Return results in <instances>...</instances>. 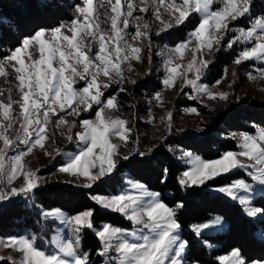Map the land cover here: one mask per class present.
I'll return each instance as SVG.
<instances>
[{"label": "snow or ice", "instance_id": "obj_1", "mask_svg": "<svg viewBox=\"0 0 264 264\" xmlns=\"http://www.w3.org/2000/svg\"><path fill=\"white\" fill-rule=\"evenodd\" d=\"M106 2L115 14L108 17L110 31L101 29L99 14L94 16L98 7L105 6V0H99L98 4L96 0H82L83 6L76 7L70 22L61 23L55 28L35 30L0 60V76L7 75L5 64L11 65L21 94L19 100L12 101L9 94L8 103L0 101V184L5 180L7 185H11L17 178L23 180L19 188L11 187L7 191L0 189V201L22 195L27 197L39 187L36 172L27 167L24 158L37 147L45 148L43 141L47 138L46 128L49 123H55L57 126L68 125V131L71 132L75 124L69 125L66 119L60 117V113L67 112L68 115L79 116L78 108L81 106L85 111H95V119L81 121L84 131L76 135L84 147L77 153H63L67 159L59 171L86 178L88 183L84 187L87 188H92L98 181L110 177L116 171L120 145L113 143L111 137H118L126 144L131 128L128 127V121L105 116L106 109H118L119 105L115 97H104L102 89L110 87L111 84L101 81L100 77H107L109 80L119 77V80L114 82L120 83L125 78L122 65L127 62L130 69L131 61L143 62L145 57L141 55L144 51L142 47L129 44L125 39L127 33L124 30L129 27L128 18L132 17L133 11L136 10L134 2L126 4V13L123 11L121 0ZM141 2L147 5L148 0ZM214 5L216 7H213ZM254 7V0H156L154 15L162 25L157 35L160 31L178 27L186 21L190 22L193 14L200 17L188 38L171 49L166 63L168 75L163 83L168 87H176V80L181 78L180 90L188 87L198 93H206L210 99L219 97L227 100L228 93L210 91L206 85L199 83L211 63L203 56L212 52L214 45H221V42L225 41L227 34L233 30L232 22L247 17L252 19L251 26L240 28L238 35L226 41V47L232 48L236 43L251 45L239 53L235 61L237 64L254 59L264 60V14L256 16L252 11ZM148 10L147 6L139 8L141 12ZM161 10L170 17L169 20L163 19ZM151 36V26L145 22L137 25L132 39L147 40L150 47ZM89 38L98 45V51L92 55L89 54ZM30 49L38 51V58H34ZM215 50L219 51L220 48ZM186 52L191 56L187 64L175 63L176 59H182ZM188 73H191L192 77H189ZM261 75L264 76V72ZM250 79L255 77L250 76ZM79 81L84 83L81 87H76ZM131 83L134 84L135 81ZM155 98L160 100L159 95ZM14 104L19 108L23 121L20 124L21 133L15 139L6 134L8 129L13 127V122L18 120L12 115ZM74 104L76 107H73ZM93 105L99 107L93 109ZM186 111L199 114L195 108ZM171 119L172 113L169 112V122ZM4 121L8 123L5 124ZM30 128L33 131H29ZM67 139L71 141L73 137L68 135ZM20 144L24 145V150L9 156L8 153ZM239 147L241 151L226 152L215 160H203L193 157L190 152L185 153L187 162L193 167L191 171L183 173L180 183L185 186L205 185L222 174L251 168L254 171H249L248 176L264 187V128L257 134H243ZM240 157H245L252 163L245 164ZM122 159L128 160L129 156L124 155ZM127 183L128 189L121 194L94 196L92 199L105 209L123 214L135 225H139V228L129 231L104 225L97 230L93 223L94 210L88 209L73 217L64 218L63 222L71 227L73 239L54 238L51 251L41 248L34 236L9 237L4 246L20 252L19 264H90L89 254L81 250V234L85 229H90L101 241L98 254L109 257L113 264H185L184 254L188 242L181 238V224L177 216V210L184 206L183 203L170 207L161 201L160 193L150 191L143 183L132 180ZM218 191L247 207L251 204V193L255 189L252 184L240 180L222 186ZM238 191L245 194L238 195ZM258 214L264 215V211L247 207L248 216L256 217ZM44 215L63 216L59 209ZM221 223V218L216 217L210 223L195 226L193 231L199 234L204 229H211ZM111 253L116 255L111 256ZM221 260L223 264H249L239 249H234L230 256L222 257ZM251 264H264V261H252Z\"/></svg>", "mask_w": 264, "mask_h": 264}, {"label": "rangeland", "instance_id": "obj_2", "mask_svg": "<svg viewBox=\"0 0 264 264\" xmlns=\"http://www.w3.org/2000/svg\"><path fill=\"white\" fill-rule=\"evenodd\" d=\"M115 0H113V3ZM123 7V11L126 13L127 3L134 2L136 6V10L133 11L132 17H129V27L125 29V33H127L125 39L127 43L142 47L144 49L142 56L145 57L143 62L131 61V66L129 69V65L125 62L122 65L124 79L120 81V83L114 82L115 80H119V77H115L113 80H109L107 77L101 76L100 79L103 82L110 83L111 86L105 89H102L104 92V97H115L116 102L119 105L118 109H106L105 116L108 118H120L125 121H128V127L131 128V133L129 135V139L125 144L118 137H111L112 142L120 145V155L116 158L118 163L130 161L132 159L138 157H149L154 153V151L158 147L167 146L168 149L174 154L176 159L181 162L185 166L186 171L192 170V164L188 161V157L185 153H192L193 157H200L203 160L205 159L203 156L198 154L193 150H189L180 146L179 144H168L170 139L178 138L181 139L187 135L191 136H199L200 132L204 129V126L209 124L215 117L219 115H226L236 104L239 105H250L252 102H264V76L261 75L264 72V60L254 59L244 61L240 64L235 63L236 59L239 56V53L247 47H250L249 44L244 43H236L232 48L226 47V41L232 39L235 35L239 34L240 28H248L251 26L252 19L251 18H241L238 21L232 22V31H230L225 37V41L221 42V45H214L213 51L206 53L203 58L205 60H210L208 68L205 70V75L202 76L201 81L199 83L206 85L210 91L213 92H226L228 93V99L223 100L217 97L216 99H210L206 93H198L195 90L184 87L183 90H180L181 87V78L176 80V87H168L163 81L168 75L166 69V63L169 55L171 54V49H173L178 43L182 40H186L188 38V34L194 29V27L198 24L200 17L198 14H193L190 17V22L186 21L183 25L178 27H174L172 29H168L167 31H160L157 35L156 33L162 27L160 21L155 18V3L156 0H148L147 5L143 4L141 0H121ZM96 3H99V0H96ZM255 7L252 9L253 13L256 16L264 14V0H254ZM83 6L82 0L79 4H76L71 10V17L62 21L61 23H68L72 20L75 15V9L77 6ZM148 7L147 12L139 11L141 7ZM213 7H216L214 5ZM163 19L169 20L170 17L161 10ZM107 13V15H104ZM99 14V24L101 29L105 31H110L111 25L108 17L111 15H115L111 12L110 6L107 5L105 0L104 7H98L97 13H94V16ZM139 18V19H137ZM149 23L152 29L151 36V46H148L147 40H134L132 39V35L137 30V25H142L143 23ZM60 23V24H61ZM59 24V25H60ZM57 27V26H55ZM52 27V28H55ZM176 37H179L176 39ZM89 43L91 44V52L90 55L95 54L98 51V45L95 42L91 41L89 38ZM195 44V41H193ZM192 45H190L191 47ZM219 47L220 50L216 51L215 49ZM33 51L34 58H38V51L30 49ZM222 59L223 63H227L223 67V75L220 79H218L214 83H210L209 73L211 71V64L217 61V59ZM1 58L0 60H2ZM191 59V56L186 52L185 56L180 59L177 58L175 63L186 65L187 62ZM229 60V62H227ZM5 69L7 71V75L0 76V101L4 103L9 102V94L11 95V100L16 101L20 99V92L18 91L17 85L18 81L16 80V74L12 71L11 65L5 64ZM189 77H192L191 73L187 74ZM250 76L255 77V79H250ZM135 81V83H131V81ZM219 81V83H218ZM83 81H79L76 84V87H81L83 85ZM125 89L124 91H120V89ZM159 95L160 100H157L155 97ZM192 96H197V99H192ZM73 107H76L74 104ZM99 106L93 105V109L98 108ZM195 108L199 114L190 113L186 111L187 109ZM71 111V109H68ZM79 116L76 115H68L67 112H61L60 117L66 119L69 122V125L75 124V127L72 128V131H68V125L57 126L55 123H49L46 128L47 138L43 141L45 148L40 149L37 147L33 150V152L27 155L24 158V163L27 167L36 172L38 177L39 187L44 186L46 184L63 182L68 183L74 186H82L88 183V180L80 175L73 176L69 173L61 172L59 169L65 165L67 157L63 155V153H77L80 148L84 147L82 142L79 141L78 136L76 135L80 131H84L81 121L83 120H94L95 119V111L89 110L85 111L83 106L78 108ZM172 113L171 122L168 120V113ZM12 115L18 118L17 121L13 122V127L8 129L7 135L10 138L15 139L18 134L21 133L20 124L23 122L22 117H20V110L14 104ZM2 119V117H0ZM56 119V118H53ZM7 124V121H4ZM169 123H171V129H169ZM35 125L33 126V128ZM264 127H256L254 131H229L224 134V137H229L234 139L236 143V149L225 151H233L239 152L242 149L239 147L240 140L243 134H257L259 130ZM29 131H33L32 128ZM43 135V134H42ZM71 135L73 139L69 141L67 136ZM0 146H2V141H0ZM24 150V145L20 144L18 148L13 149L8 153L9 156L16 155L19 151ZM138 150V151H137ZM99 151V149H97ZM58 152L60 154H58ZM140 153H144V155H140ZM223 153V154H224ZM222 154V155H223ZM124 155H128L129 159L124 160L122 157ZM221 155V156H222ZM221 156L215 158L218 159ZM210 159V160H215ZM245 164H251L252 161L247 160L245 157H240ZM249 171H254V169L246 168V169H236L229 173L222 174V177L229 176V179L224 180L223 182L217 185H211L208 189L215 194H220L229 198L231 201L239 204L238 200H234L227 196L224 193L218 191V189L222 186H228L240 180H244L247 183L253 185L255 191L251 193V204L247 207L259 208L255 205V200L258 196L264 194V187L256 184L255 181L248 176ZM183 172V173H184ZM114 173V172H113ZM110 175V177L113 175ZM179 177V183L183 176ZM219 176V177H221ZM109 177H105L107 179ZM218 178V177H216ZM215 178V179H216ZM128 180L141 182L129 177L125 178V185L121 187L118 192L110 194V195H95V196H111L121 194L123 191L128 189ZM23 180L21 178H17L13 181L11 185H7L6 180L3 184H0V189L7 191L11 187H21ZM143 183V182H141ZM146 185L145 183H143ZM183 189H186L192 185H182ZM147 186V185H146ZM38 187V188H39ZM147 188L150 191L160 193V199L163 203L167 204V202L163 199L162 193L157 190H152L148 186ZM37 189V188H36ZM34 192V191H33ZM29 193L27 197L20 196L15 197L7 201H0V206L3 204H7L13 202L18 199L25 200L26 204L30 207H36L39 209L44 218H50L55 221V225L53 227V232L49 239H47L42 233L36 234L32 230L25 231L21 236H12V237H35L37 244L46 251L52 250L53 239H73V233L71 231V227L63 222L64 218L73 217L76 214H69L60 208H52L46 210L42 208L40 205L35 204L34 202V194ZM135 194V193H133ZM238 195H244L242 191L237 192ZM94 197V196H93ZM170 206L169 204H167ZM241 205V204H239ZM100 206V205H99ZM103 208L102 206H100ZM175 207V206H170ZM243 214L249 218L250 220L258 223L259 221L264 219V215H257L256 217H250L247 215V207L241 205ZM59 209L63 216L62 217H49L44 215L45 213L53 210ZM105 209V208H103ZM261 209V208H259ZM109 210V209H106ZM262 210V209H261ZM112 211V210H110ZM263 211V210H262ZM83 212V211H82ZM178 212V210H177ZM124 218L121 213H118ZM216 217L221 218L222 223L218 226H215L211 229H204L201 233H194L199 239L200 244L204 245L208 249V255L211 257L217 245H213L208 242L204 235H211L216 233L225 232L228 229V223L224 216L220 214H212L208 220L202 222H196L191 225V229L195 228L197 225H201L203 223H210ZM127 219V218H126ZM128 220V219H127ZM131 224L129 227H122L119 225H113L109 222L102 223L100 227H95L97 230L101 229L104 225H112L116 227H120L125 230H133L134 228H139V225H135L132 221L128 220ZM147 231V230H145ZM93 232V231H92ZM194 232V231H193ZM94 233V232H93ZM95 234V233H94ZM181 238L182 237V229L180 230ZM96 235V234H95ZM255 235L264 240V232L261 226L255 230ZM82 236V234H81ZM9 237H3L0 235V261H7L11 264H19L21 260V254L19 251L14 248L5 247L7 244ZM186 241V240H185ZM101 242V241H100ZM101 247L98 249L97 252ZM237 249V248H236ZM81 250L89 254L90 264H92V257H90V252L83 248V240L81 238ZM231 251L220 254L214 257V260L218 264H223L221 258L230 256ZM188 251L187 249L184 254L185 264H200L198 262H190L187 260L186 255ZM241 252V251H240ZM242 254V253H241ZM97 255V254H96ZM95 255V257H96ZM111 256H115V253H111ZM243 256V255H242ZM244 258V257H243ZM245 259V258H244ZM246 260V259H245ZM247 261V260H246ZM100 264H113V261L109 259V257H103V262ZM251 264V262H249Z\"/></svg>", "mask_w": 264, "mask_h": 264}, {"label": "trees", "instance_id": "obj_3", "mask_svg": "<svg viewBox=\"0 0 264 264\" xmlns=\"http://www.w3.org/2000/svg\"><path fill=\"white\" fill-rule=\"evenodd\" d=\"M80 2L81 0H0V59L18 47L20 41L32 35L35 30L58 26L70 18V10ZM226 64L220 58L211 64L208 75L210 83L222 77ZM256 127H264V102L236 104L226 115H219L204 126L199 136L172 138L168 144H179L210 160L221 156L225 151L236 149L234 139L224 137V134L231 130L254 131ZM184 170L185 166L176 159L171 150L162 146L149 157H138L120 163L111 177L98 181L92 188L63 182L41 186L33 192L34 202L46 210L60 208L69 214L92 209L95 227H100L106 222L129 227L131 224L126 218L117 212L101 208L92 199L95 195L118 192L125 185V178L129 177L161 192L163 199L170 206L183 203L184 206L178 209L177 216L182 237L188 242V261L218 264L214 260L215 256L236 248L248 262L264 261V240L255 235L258 226H261L264 232V219L258 223L250 220L243 214L241 205L208 189L211 185L229 179V176H221L205 185H192L183 189L179 177ZM255 205L264 211V194L257 197ZM212 214L224 216L228 229L225 232L203 236L211 244L217 245L210 257L207 247L200 244L191 225L208 220ZM54 225V220L44 218L39 209L28 206L23 199L0 206V235L3 237L21 236L25 231L32 230L49 239ZM82 240L83 248L90 252L92 264L103 262V257L97 252L101 247L97 235L92 230L85 229L82 232ZM0 264L11 263L0 261Z\"/></svg>", "mask_w": 264, "mask_h": 264}]
</instances>
